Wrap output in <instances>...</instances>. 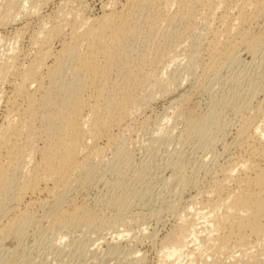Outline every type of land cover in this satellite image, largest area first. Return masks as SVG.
<instances>
[{"label": "bare ground", "instance_id": "obj_1", "mask_svg": "<svg viewBox=\"0 0 264 264\" xmlns=\"http://www.w3.org/2000/svg\"><path fill=\"white\" fill-rule=\"evenodd\" d=\"M100 3L101 13L91 15L84 0L0 2V42H4L2 32L7 28H11L14 40L0 45V253L9 237L14 236L20 243L26 231L39 228L42 222L47 223L48 227H43L49 231L48 235L44 233L47 236L44 237L55 251L67 234L80 226L94 232L109 224L110 227L114 226L113 223L116 225L117 219L137 220L139 215L137 217L131 210L133 201L141 196L138 189L151 168L146 162L149 170L145 164L137 169L135 166L139 163L133 164L136 174L134 170L128 173L134 175H131L134 184L127 186L129 182L125 183L123 173L135 162L132 160L134 157L131 159L134 149H130L131 145H122L126 142L122 134L125 132L131 137V133L147 128L146 125L153 122L151 117L143 115L145 118L139 119V126L135 121L148 111L153 102L164 100L167 107H163L158 119L152 118L156 122L155 127L152 132L148 130L151 134H147V139L144 136L147 146L143 144L144 149H153V141L156 145V140L174 139L173 131L175 133L177 128L173 130V127L176 124L183 127L180 135L176 136L182 144L195 139L197 142L208 130L223 128L220 114H224L221 112L231 100L232 111L242 117V123L234 134L233 144H228L240 152L226 153L228 158L224 163L218 162L219 165L213 168L209 174L210 181L203 183V187L207 185L204 194L202 197L197 195L200 197V201L197 200L199 205L190 204L196 202V195L188 201L191 209V206L196 208L189 210L185 205L186 208L179 211L177 200L168 202L165 208L163 205L157 207L160 210L153 214L157 221L162 217L161 209H166L170 216H175V224L160 238L155 263L264 264V110L259 102L252 103L256 94L264 89V68L256 70L253 77L248 74L245 92L234 90L236 87L232 83L235 87L232 98L228 103L227 99L218 101V109L209 107L204 114L193 100L194 92L210 77L218 75L221 70L236 67L242 54H250L257 63L261 61L264 56V28L260 26V20L264 18V0H101ZM49 4H54L55 9L47 12L44 8ZM32 16L38 17H35L36 27L27 33L29 47L20 51L15 43L23 39L27 28L24 22ZM181 56L184 61L186 59L187 67L180 70L181 65L177 66L176 62L181 64ZM172 64L179 67L178 73L173 74L176 72L173 66L172 74L168 73ZM198 68L200 72L195 74ZM182 71L188 84H184L183 78H178ZM247 108L252 110L250 115ZM170 122L173 123L172 133L171 128H166ZM142 140H139L140 144ZM149 152L152 153L151 150ZM173 152L163 160L166 165L173 166L185 182L188 175L184 177L187 167L181 158L183 153ZM109 153L116 159L121 157L126 167L129 166L122 173L123 179L120 173L121 179L115 177V181L110 179L109 184L105 183L109 194L100 204H90L86 200L80 202L75 195L103 177L104 167L107 168L103 159ZM110 157L109 162L105 158L108 165L113 161ZM137 183L141 185L138 187ZM182 185L181 191L186 186ZM107 210L114 211L115 215L109 216L111 212L106 213ZM123 221L124 225L127 221ZM86 228L82 230L86 231ZM139 232L143 237L148 236L145 229ZM81 238L85 239V236ZM37 239L35 237V245L40 250L44 249L45 240ZM79 240L81 242L82 239ZM82 242H77L79 246L75 248L78 255L85 253V241ZM120 253L116 254L119 256ZM130 253L128 256H133ZM224 255L229 256L228 262L226 256L224 261ZM142 258L132 257L129 262L127 258L126 263L141 264Z\"/></svg>", "mask_w": 264, "mask_h": 264}, {"label": "rangeland", "instance_id": "obj_2", "mask_svg": "<svg viewBox=\"0 0 264 264\" xmlns=\"http://www.w3.org/2000/svg\"><path fill=\"white\" fill-rule=\"evenodd\" d=\"M3 2V0H0V2ZM85 2H87L88 3V10H89V13L91 14V15H98V14H100L101 13V8H100V5L99 4H101L100 3V1L99 0H84ZM52 5V6H51ZM48 8V9H47ZM49 8H50V10H49ZM55 8H54V4H49V6H47L46 8H44V10H46L47 12H50V11H53ZM43 10V11H44ZM49 10V11H48ZM46 11H44V12H46ZM35 17L36 16H34V18H33V16L31 17V19L29 18V19H27L25 22H24V24H25V26L27 27L26 28V32H25V35L22 37L23 39H20V40H18L16 43H15V45L17 46L16 48L18 49V50H20V51H26L27 50V48L29 47V38L27 37L28 36V32H31L32 30H34L35 29V27H36V19H35ZM36 18H38V17H36ZM29 20V21H28ZM263 20V22H264V18L262 19ZM262 20H260V26L262 27V28H264V26H263V24L264 23H262ZM20 21H21V19H20ZM35 23V24H34ZM258 24V25H259ZM11 28H7L6 30H4L3 32H2V39L4 40V42H0V45L1 44H7V42H8V44H10V43H12L14 40L12 39L13 37V34H12V30H10ZM28 33V34H27ZM195 35H196V33H195ZM10 39H9V38ZM193 37H195V36H193ZM25 39V40H24ZM10 40L12 41V42H10ZM28 45V46H27ZM57 45V44H56ZM55 45V46H56ZM7 46V45H6ZM6 46H4L5 48H6ZM3 47V48H4ZM22 48V49H21ZM200 57V56H199ZM241 58L239 59V61L237 62L238 64H236L235 66L236 67H234V68H232L233 69V72H232V69H228V70H221L220 72H218V75H216V76H212V77H210V79H208L207 81H208V83H207V81H206V86L204 85L203 87H201V88H198L197 89V91L199 92V94H197L198 92L196 91V92H194V94H193V100H194V102H195V104H197L200 108H202V109H199V110H203L204 112V114H206V112H205V110H207L209 107L210 108H219V103L220 102H225L226 101V99L228 100L227 101V103L229 102V98L231 99L232 98V96H233V91L234 90H237L238 91V89H239V91L241 92V91H243V92H245V90H244V88H246L247 86V82H248V77H249V75L250 76H254V73H256L257 71L256 70H259V69H261V68H264V56L262 57V59H261V64H260V62L258 61V63L260 64H258L256 61H254V59H251V55L250 54H248L247 53V55H246V53L245 54H242V56H240ZM183 59V60H182ZM180 60H182V61H180ZM253 61V62H252ZM179 62L181 63V64H179L178 63V61L176 62V64H177V66H179V65H181V66H179V67H181V68H179V67H177L176 66V68H175V66L174 65H176L175 63H174V65L172 64L171 66H170V68L168 69V73L170 74H172V72L174 71V70H176V72L174 73L173 72V74H176V73H178L177 71L180 69H182V67L185 69L186 67H187V65H186V59H185V61H184V57H179ZM183 62H184V65H182L183 64ZM254 64V65H253ZM174 67V70H173V67ZM179 68V69H178ZM242 68V69H241ZM178 69V70H177ZM198 69H199V71H198ZM196 71H195V74H199V72H200V68H198ZM172 70V71H171ZM235 70V71H234ZM238 70V71H237ZM240 70V71H239ZM225 71V72H224ZM241 71H244V72H241ZM246 71V72H245ZM228 72V73H227ZM236 72V73H235ZM241 74H240V73ZM248 72V73H247ZM185 72L184 71H182V73L180 74V75H178L179 77V79L181 78H183L182 80H184V81H186V82H184V84H188V82H187V80H186V78L187 77H185ZM230 73V74H229ZM233 73V74H232ZM235 73V74H234ZM243 73V74H242ZM183 74V75H182ZM232 74V75H231ZM238 74H240V76L242 77H239V75ZM249 74V75H248ZM222 75V76H221ZM229 75V76H228ZM242 75H246L245 77L244 76H242ZM183 76V77H182ZM226 76V77H225ZM231 76H234V78H235V80H234V78L233 77H231ZM236 76V77H235ZM216 77V78H215ZM228 77H229V79H228ZM239 77V78H238ZM185 78V79H184ZM214 78V79H213ZM236 78H238V79H236ZM241 78V79H240ZM251 78V77H250ZM220 79V80H219ZM230 80L229 82L227 81V80ZM234 81H233V80ZM246 79H247V81H246ZM216 82H215V81ZM226 80V81H225ZM238 80V81H237ZM241 80V81H240ZM210 81V82H209ZM233 81V82H232ZM237 81V82H236ZM246 81V82H245ZM215 83H217V84H215ZM235 84L234 86L237 88H235L234 86H232L233 84ZM246 85H245V84ZM240 84V86L238 87V85ZM244 84V85H243ZM244 86H246V87H244ZM206 88V89H203V88ZM232 87V88H231ZM235 89H234V88ZM243 88V89H242ZM264 88V87H263ZM232 89V90H231ZM234 89V90H233ZM242 89V90H241ZM202 90H204V91H202ZM213 92V93H212ZM235 92V91H234ZM242 92V93H243ZM197 95H196V94ZM201 93V94H200ZM210 93V94H209ZM232 93V94H231ZM221 94V95H220ZM225 94V95H224ZM230 94V95H229ZM259 94V95H258ZM196 95V96H195ZM229 97H228V96ZM257 96H255L254 97V99H252V103L254 104H258V102L261 104V107H262V109L264 110V89H262V91H260L259 93H257L256 94ZM227 96V97H226ZM259 96V97H258ZM219 97H220V99H219ZM225 97V98H224ZM209 98H210V101H209ZM217 98V100H213V99H216ZM257 100V103H256V100ZM260 99V100H259ZM200 100V101H199ZM207 100V101H206ZM255 102H254V101ZM196 101H197V103H196ZM199 101V102H198ZM205 101V102H204ZM217 101V102H216ZM218 101H219V103H218ZM208 102V103H207ZM212 102H214V104L212 103ZM216 102V103H215ZM262 102V103H261ZM218 103V104H217ZM207 104V105H206ZM209 104L212 106H209ZM259 104V105H260ZM166 105V106H165ZM215 105H217V107L215 106ZM228 105L229 106H226L225 108H224V110L221 112L222 114L224 113V114H226V115H221L220 114V125L221 126H223V128L222 127H220L219 129H216V130H212V129H210V130H208V134H210V136H208V134L206 133V134H204L205 136H202L201 138L199 137L197 140V142H196V139L195 140H193V141H189V142H187V143H185V144H182L181 143V141H180V139H179V137H176V136H179L180 135V131H182V129H183V127H182V124H180V125H178V124H176L174 127H173V123L172 122H170V123H168L167 125H168V127L166 126V128H167V130H169L170 128H171V133H172V131L173 130H175L176 128H177V131L175 130V133H174V131H173V134H174V139H172V140H156V145L155 144H153V143H155V141H153V142H151V144L153 145V149H144L145 148V146H146V144H145V139H147L149 136L148 135H150L151 134V132H152V130L154 129V127H155V125H154V123H156L155 122V120H152V118L153 119H158V116L159 115H161V113H163L162 111H164L163 109L164 108H166L167 107V103L164 101V100H157V101H155V102H153L152 104H151V106H150V108L148 109V111L146 110L144 113L145 114H148V115H145L144 113L143 114H141L139 117H138V121H135V123L137 124V126H139L138 124H139V119L141 120V119H143V118H145V117H143V115L144 116H147V117H151V119H150V121H153V122H150L149 124H147L146 125V127L147 128H145L144 130H142V132L141 131H139V132H141V133H143V135L142 134H140L139 132H133V133H131V137H130V135L128 134H126L125 132L122 134V136L123 135H125V136H123V141L125 140L126 142H123L122 143V145H124L125 146V144H126V147L128 146H130V149L131 150H133L134 151V154L131 156V159L134 157V159H132L133 161H135V162H133L132 163V161H131V163H132V165L130 166L131 167V169H130V167L129 166H127V167H129V171L127 170V167H126V162H124L123 161V159L120 157H118L117 159H116V157L112 154V153H109V154H106V156L104 157V161L105 162H103V165L104 166H106L107 168H105L104 167V169L105 170H103V173H104V171H105V173H104V175H103V177L101 176L97 181H94V182H92V184L91 185H88V187L86 188V189H82V190H80L79 192H78V196H76L75 195V197H76V199H79V201L81 202V201H88L89 203L90 202H93V204L95 203V204H100L99 202H101L103 199H105L106 197V195H108L109 194V190H107L109 187H107L106 186V182H108V181H110V179L112 180H116L117 178L119 179L121 176H122V173L125 171V170H127V171H125L126 173H123V176H124V180H125V183L126 182H129L128 183V185L127 186H129V185H131L132 184V182H133V180H132V177L136 174L135 172V170L139 167H141V166H143L144 164H145V168L146 169H150L148 172L149 173H147L145 176V178L146 179H144V182L142 183L143 185H141L140 183L138 184H136V185H138V187L141 185V187L138 189V190H141L140 192H142L141 193V196L140 197H138L137 198V200H134L133 201V205L134 206H132V212L138 217V215H139V217L138 218H140V220L137 218V220L136 219H134L135 221H127L128 219H126V218H124L127 222H130L128 225H127V222L123 225V220L124 219H117L116 220V225L113 223V225L114 226H111L110 227V224H109V226L108 225H106V227L104 226L103 227V229L102 230H93L94 232H92V230H87V228L86 227H83V226H80V227H78L76 230H72V231H70V233H71V235H70V233H69V235L67 234V236L66 237H68V238H64V240H63V242L61 243V246H59V248H56V250L54 251V249L52 250L50 247H49V244L47 243V238H45V237H47L46 235H48L47 233L49 232V231H46L45 229L48 227V225H47V223L45 222V223H43L42 222V227L43 226H45L46 228H42L41 227V225L39 226V228L41 227V229H39L38 227H36L35 229L34 228H32V229H29L28 230V232L26 231V233L24 234V238L22 237V240H19L20 241V243L17 241V239H15V237L14 236H11V237H9L6 241H5V243H4V246H3V251H2V253H0V264H5L6 262L5 261H7L8 259V257H12V260H8L7 262L8 263H6V264H57V262H58V264H122V263H124V264H127L126 262H127V258H128V262H129V258H132V257H138V258H141V257H143L142 259V262H141V264L143 263V264H156L155 262L157 261V259H158V254H159V252H158V250H160V238H162V236L163 235H166L168 232H170V229H172L171 227L173 226L174 227V224H175V221H174V215H172L171 214V216L169 215V212H167L166 211V209H161V215H162V217H160V219L157 221L156 219H155V217H154V215L153 214H156V213H154V212H156L157 210H160V209H158L159 207L161 208V206H162V208H165V206L166 205H168L169 203L168 202H173V201H176L177 203H178V205H180V206H177L178 207V210L180 209L181 211H182V209L184 210L185 208H186V206L185 205H187V208H189V210H192L193 208H196V207H194L195 205H199V203H198V201L197 200H199V198L200 197H202L201 195H203L204 194V190H206V187H207V185L205 186V187H203L205 184H208V182L207 181H210V178H209V174L211 173V172H213V170L219 165V164H223L224 163V161H225V159H227L228 158V156H226V153H229V154H227V155H230V154H237V153H239L240 152V149H236V147H230V146H233V145H231V144H233L232 143V141L234 140V137L236 136V135H234V134H236V131H237V129H238V127H240V125H241V123H242V117L241 116H239V115H237L236 114V112L235 111H232V107L230 106V105H232L231 104V100H230V102L228 103ZM164 107V108H163ZM205 107V108H204ZM207 107V108H206ZM228 107H230V108H228ZM234 110V109H233ZM250 108H247L246 109V112L247 113H249L250 112ZM208 111H209V109H208ZM207 111V112H208ZM225 111V112H224ZM252 111V110H251ZM245 112V113H246ZM155 113V114H154ZM246 113V114H247ZM232 114H233V116H232ZM252 114V113H251ZM249 115H250V113H249ZM157 116V117H156ZM236 116H238V118L236 117ZM142 117V118H141ZM223 117V118H222ZM160 118V117H159ZM233 118V119H232ZM241 118V119H240ZM224 121H223V120ZM229 119L230 120H232V122L233 123H235V124H233L232 122H229ZM235 120V121H234ZM238 122H237V121ZM239 120H240V122H239ZM222 121V122H221ZM226 121V122H225ZM224 122V123H223ZM153 123V124H152ZM171 123H172V125H171ZM222 123H223V125H222ZM225 123L228 125H226L225 126ZM233 125H232V124ZM136 124H135V126H136ZM232 125V126H230V125ZM240 124V125H239ZM151 126V127H150ZM165 127V126H164ZM172 127H173V130H172ZM235 127V128H234ZM169 128V129H168ZM175 128V129H174ZM181 128V129H180ZM147 129V130H146ZM151 130V132L149 131L148 132V130ZM223 129V130H222ZM226 129V130H225ZM179 130V131H178ZM212 130V131H211ZM212 133H211V132ZM216 131V132H215ZM147 132V133H146ZM178 132V133H177ZM214 132L216 133V137H215V134H214ZM222 134H221V133ZM135 133H137V134H135ZM145 133H146V135H145ZM138 134H139V136H138ZM148 134V135H147ZM135 135H137V137L136 138H134L135 137ZM207 135V136H206ZM221 135V136H220ZM233 135V136H232ZM121 136V137H122ZM130 138H132V139H130ZM134 136V137H133ZM140 136H142V137H140ZM144 136H146L145 137V139H144ZM120 137V138H121ZM215 137V138H214ZM221 137V138H220ZM141 138H143V140L141 139ZM205 140H204V139ZM231 138H232V140H231ZM129 139V140H128ZM201 139V140H200ZM211 139H214V140H211ZM131 140V141H130ZM137 140V141H136ZM139 140H142L143 141V143L141 142V144L139 143L140 141ZM173 140H175V141H173ZM129 141V142H128ZM159 141H160V144H159ZM164 141H166V142H164ZM180 143H178V142ZM214 141V142H213ZM216 141V142H215ZM131 142V144H129ZM164 142V143H163ZM201 142V143H200ZM218 142V143H217ZM133 143V144H132ZM135 143V144H134ZM163 143V144H162ZM176 143V144H175ZM178 143V144H177ZM225 143V144H224ZM228 143H231V144H228ZM145 146H144V145ZM147 144H149V143H147ZM159 144V145H158ZM226 144H228L229 146H227ZM139 145V147H137ZM140 145H141V147H140ZM197 145V146H196ZM209 145V146H208ZM134 146H136V148H134ZM144 146V147H143ZM158 146V147H157ZM169 146V147H168ZM225 146H227L225 149H223ZM147 147V146H146ZM180 147V148H179ZM213 147V149H211ZM230 147V148H229ZM163 148V149H162ZM179 148V150H177ZM183 148V149H182ZM229 148V149H228ZM235 148V149H234ZM139 151H138V150ZM166 149H167V151H166ZM176 149V150H175ZM231 149H234V150H231ZM151 150L152 151V153L151 152H149V151ZM172 150H174V152L175 151H177V152H180V151H182L181 153H183V154H181V158H182V160H184L183 162H185V165H186V169H185V171H186V173H185V178H186V175H188L187 177L188 178H184L185 179V182H183V179L181 178V176L179 175V173L178 174H176V171H175V169L173 168V166L172 167H170V165H166L167 163H166V161H164L165 159L167 160V157L170 155V154H168L169 152L171 153L172 152ZM237 150V151H236ZM133 151H132V153H133ZM146 151H148V152H146ZM169 151V152H168ZM184 151V152H183ZM192 151V152H191ZM225 151H227V152H225ZM229 151V152H228ZM173 152V153H174ZM231 152V153H230ZM237 152V153H236ZM211 153V154H210ZM168 154V156H166ZM172 154V153H171ZM113 158H111L110 156ZM213 155V156H212ZM223 155V156H222ZM107 157V158H106ZM109 157H110V159L111 160H113L112 161V163L111 164H109L108 165V162H109ZM165 157V158H164ZM184 157V158H183ZM218 157V158H217ZM221 157V158H220ZM227 157V158H226ZM108 159L107 161V164H106V159ZM115 158V159H114ZM164 159V160H163ZM186 159V160H185ZM205 161H204V160ZM213 159V160H212ZM216 159V160H215ZM111 160H110V162H111ZM212 160V161H211ZM215 160V161H214ZM164 161V162H163ZM190 161V162H189ZM140 162H143V163H140ZM144 162H146L148 165H150V166H148V167H150V168H148L147 167V165H146V163H144ZM189 162V163H188ZM203 162V163H202ZM219 162V164H217ZM222 162V163H221ZM105 163V164H104ZM130 163V164H131ZM136 163V164H135ZM141 164L140 166H139V164ZM205 163H206V165H205ZM208 163V164H207ZM211 163V164H210ZM217 165H216V164ZM125 164V165H124ZM137 165V166H135V168L133 169V167H134V165ZM166 165V167H165V165ZM188 164V165H187ZM215 167H214V166ZM206 166V167H205ZM103 167V166H102ZM169 167V168H168ZM189 167V168H188ZM211 167V168H210ZM124 168H126V169H124ZM214 168V169H213ZM174 169V171H172ZM205 169V170H204ZM208 171H207V170ZM107 170V171H106ZM108 170H109V172H108ZM134 170V171H133ZM152 170V171H151ZM131 171V173H133L134 172V175L133 174H130L129 175V173L128 172H130ZM133 171V172H132ZM188 171V172H187ZM204 171V172H203ZM107 172V173H106ZM112 172V173H111ZM163 172V173H162ZM120 173H121V176H119L120 175ZM175 173V174H174ZM208 173V174H207ZM106 174V175H105ZM131 175H133V176H131ZM175 175V176H174ZM212 175V174H211ZM123 176L121 177L122 179H123ZM131 176V178H129ZM177 176H179V177H177ZM105 177V178H104ZM115 177H116V179H115ZM127 179H126V178ZM211 177V176H210ZM102 178H103V180H102ZM120 178V179H121ZM203 178V179H202ZM206 178V179H205ZM130 179V180H129ZM180 179H182V181L180 180ZM188 179V180H187ZM196 179H198V180H196ZM202 179V180H201ZM100 180V181H99ZM103 182H102V181ZM113 180L111 181V182H113ZM129 180V181H128ZM99 181V182H98ZM186 181H188V182H186ZM190 181V182H189ZM101 182V183H100ZM149 182V183H148ZM184 183L183 185L185 186L183 189V191H181V187H180V185H182V184H180V183ZM191 182H193V183H191ZM94 183H96V184H94ZM105 184L104 186L102 185V184ZM110 182H108V184H109ZM187 183H188V185H187ZM196 183V184H195ZM203 183H204V185H203ZM133 184H134V182H133ZM191 184V185H190ZM194 186H193V185ZM102 185V186H101ZM182 185V186H183ZM199 185V186H198ZM150 186V187H149ZM195 186H197L196 188H195ZM105 189H104V188ZM107 187V188H106ZM205 188V189H204ZM103 189V190H102ZM143 189H147V190H144L143 191ZM201 189H202V191H201ZM84 190V191H83ZM150 190V191H149ZM102 191H108V193L107 192H103L102 193ZM200 191V192H199ZM179 192V193H178ZM182 192V194L180 195V193ZM196 192H197V194H196ZM102 193V194H101ZM150 193V194H149ZM88 194V195H87ZM199 194V195H198ZM104 195V197H102V196ZM180 195V196H179ZM195 195L197 196H200V197H195ZM82 196V197H81ZM151 196V197H150ZM179 196V197H178ZM84 197V198H83ZM97 197V198H96ZM100 197H101V199H100ZM163 197V198H162ZM176 197H178V198H176ZM195 197V199H196V202L194 201L193 203H190V204H192V205H194V206H191L192 207V209L190 208V204H189V202H190V200L191 199H193V198ZM144 198V199H143ZM180 198H182V199H180ZM84 199V200H83ZM100 199V200H99ZM158 199V200H157ZM175 199V200H174ZM194 199V200H195ZM90 200V201H89ZM99 200V201H98ZM181 200V201H180ZM149 201V202H148ZM189 201V202H188ZM200 201V200H199ZM97 202V203H96ZM143 202V203H142ZM181 204H180V203ZM164 203H166V204H164ZM197 203V204H196ZM90 204H92V203H90ZM143 204V205H142ZM96 205V206H97ZM161 205V206H160ZM183 205V207H181ZM158 207V208H157ZM155 208H156V210H155ZM179 210V211H180ZM134 211H137V212H134ZM163 211V212H162ZM106 213H110V215L109 216H114L115 215V213H114V211H112V210H107V211H105ZM112 212H113V214H112ZM166 212V213H165ZM165 213V214H164ZM141 215V216H140ZM166 215V216H165ZM112 216V217H113ZM173 216V217H172ZM120 218H123L122 216H120ZM169 218V219H168ZM120 220H122V221H120ZM122 222V225L120 226L119 224H121L120 222ZM136 221H137V223H136ZM139 221L142 223H139ZM154 222H156V223H154ZM136 223V224H135ZM46 224V225H45ZM173 224V225H172ZM112 225V224H111ZM134 225V226H133ZM138 225V226H137ZM115 226L117 227V228H115ZM110 227V228H109ZM143 227H144V229H145V232L147 233V235L148 236H142V234L139 232V231H142V230H144L143 229ZM162 227V228H161ZM38 228V229H37ZM86 228V231L85 230H82V229H85ZM159 228V229H158ZM37 229V231H34V230H36ZM49 229V228H48ZM47 229V230H48ZM30 230H32V231H30ZM80 230H82V231H80ZM107 230V231H106ZM125 230H127V231H125ZM147 230V231H146ZM34 231V232H33ZM76 231V232H75ZM89 231V232H88ZM101 231V232H100ZM129 231H130V234H129ZM46 232V235H44V233ZM75 232V233H74ZM81 232V233H80ZM83 232H86L85 234H84V236H85V239H86V237H87V241L84 239V238H81V237H84L82 234H83ZM121 232V233H120ZM74 233V234H73ZM126 235H125V234ZM138 233V234H137ZM204 233V232H203ZM34 234V235H33ZM42 234V235H41ZM151 234H153V235H151ZM28 235V236H27ZM72 235H74V236H72ZM77 235L79 236V237H77ZM118 236V237H116V236ZM129 235V236H128ZM132 235V236H131ZM151 235V236H150ZM201 235H202V233H201ZM204 235H205V233H204ZM38 236V237H37ZM45 236V237H44ZM81 236V237H80ZM144 238V239H142V237ZM150 236V237H149ZM152 236H154V237H152ZM156 236V237H155ZM13 237V238H12ZM35 237H36V239L37 240H40L42 237H44V238H42L41 240H45L44 242V249H41L40 250V248L37 246V245H35L36 243L35 242H37L36 240H35ZM39 237H40V239H39ZM71 237H73V238H71ZM96 237V238H95ZM138 237H140V239L138 238ZM146 237V238H145ZM151 238V239H149V238ZM99 238V239H98ZM137 238H138V240H137ZM148 238V239H147ZM68 239V240H67ZM72 241H71V240ZM79 239H82L83 240V242L85 243L84 245H85V247H84V252L85 253H79V255H78V252H77V249H75L76 247H78L79 246V244H81V242H82V240H81V242H80V240ZM92 239V240H91ZM110 239V240H109ZM142 239V240H141ZM155 239V242L153 241ZM89 240V241H88ZM113 240H114V242H113ZM135 240H137V241H135ZM149 240V241H148ZM151 240V241H150ZM159 240V241H158ZM35 241V242H34ZM91 241V242H90ZM103 241V242H102ZM159 243H158V242ZM34 242V243H33ZM70 242V244L68 245V243ZM71 242H74V244L73 243H71ZM78 242H80L78 245L76 244V243ZM82 242V243H83ZM101 242V243H100ZM150 242H152V245H151V243ZM48 244V246H47V244ZM95 243V244H94ZM153 243H154V245H153ZM63 244H67V246H65V245H63ZM118 244V245H117ZM122 244V245H121ZM159 244V245H158ZM193 243H191L190 244V246L192 245ZM114 245V246H113ZM118 246V247H116V246ZM47 246V247H46ZM69 246H72V247H69ZM125 246V247H124ZM159 246V247H158ZM193 246V245H192ZM39 249H38V248ZM71 248V249H69V248ZM89 247V248H88ZM97 247V248H96ZM113 247V248H112ZM5 248H7V250L5 249ZM9 248V249H8ZM29 248V249H28ZM35 248V249H34ZM45 248H46V250H45ZM48 248V249H47ZM49 248L52 250H49ZM88 248V249H87ZM91 248V249H90ZM115 248H117V249H115ZM159 248V249H158ZM22 249V250H21ZM132 249H133V251H132ZM4 250H6V251H4ZM11 250V251H10ZM13 250V251H12ZM37 250V251H36ZM58 250V251H57ZM61 250V251H60ZM71 250H74V251H71ZM86 250V251H85ZM90 250V251H89ZM115 250L116 251H118V252H115ZM135 250L137 251V253H133V252H135ZM8 251H9V253H8ZM15 251V252H14ZM38 251H40V252H38ZM43 251V252H42ZM50 251V252H49ZM54 251V252H53ZM66 251V252H65ZM97 251V252H96ZM125 251H130V252H128V254L130 253V254H132L133 253V256H131V255H129L128 256V254H126L127 252H125ZM143 251V252H142ZM12 252V253H11ZM24 252V253H23ZM48 252V253H47ZM73 252H76V254L75 253H73ZM113 252V253H112ZM121 252V253H120ZM124 252H125V254H126V256H125V254H124ZM7 253V254H6ZM14 253L16 254L15 256H14ZM21 253H23L22 255L24 256V257H22L21 258ZM39 253H40V256H39ZM59 253V254H58ZM96 253V254H95ZM116 253H120L119 254V256L116 254ZM144 253V254H143ZM158 253V254H157ZM6 254V255H5ZM37 254V255H36ZM48 254V255H47ZM51 254H52V256H51ZM75 254V255H74ZM83 254V256H81ZM85 254V255H84ZM117 255L116 257H117V259H116V257L114 258L113 257V255ZM122 254H124V257H123V255ZM9 255V256H8ZM21 255V256H20ZM27 255H28V257H27ZM77 255V256H76ZM110 255H111V257H110ZM121 255V256H120ZM137 255H142L141 257H139V256H137ZM26 256V257H25ZM30 256V257H29ZM32 256V257H31ZM37 256V257H36ZM226 256V257H225ZM228 255H224L223 256V258L225 257L226 258V262H228L229 261V259H228V257H227ZM44 257V258H43ZM51 257V258H50ZM145 257V258H144ZM9 258V259H10ZM25 258V259H24ZM48 258V259H47ZM61 258V259H60ZM110 258V259H109ZM122 260H121V259ZM157 258V259H156ZM225 258H224V261H225ZM27 259V260H26ZM47 259V260H46ZM58 259V260H57ZM63 260V261H61L60 262V260ZM65 259V260H64ZM126 259V260H125ZM24 260V261H23ZM30 260V261H29ZM118 260V261H117ZM228 260V261H227ZM46 261H47V263H46ZM55 261V262H54ZM123 261H125V262H123ZM144 261V262H143ZM66 262V263H65Z\"/></svg>", "mask_w": 264, "mask_h": 264}]
</instances>
